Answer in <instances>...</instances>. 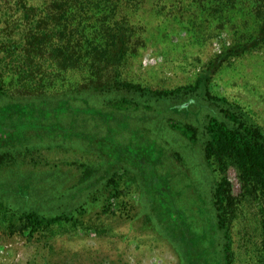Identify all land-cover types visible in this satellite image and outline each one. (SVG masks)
Returning a JSON list of instances; mask_svg holds the SVG:
<instances>
[{
    "label": "rangeland",
    "instance_id": "1",
    "mask_svg": "<svg viewBox=\"0 0 264 264\" xmlns=\"http://www.w3.org/2000/svg\"><path fill=\"white\" fill-rule=\"evenodd\" d=\"M109 12L102 30L136 27L94 41L121 60L111 90L83 88V69L29 97L0 65V123L34 115L50 125L63 105L65 128L121 147L154 144L200 237L201 264H264L257 203L242 199L220 222L205 132L232 107L264 132V0H146ZM227 177L240 194L233 169ZM155 204L129 162L87 138L0 132V264H188Z\"/></svg>",
    "mask_w": 264,
    "mask_h": 264
},
{
    "label": "trees",
    "instance_id": "2",
    "mask_svg": "<svg viewBox=\"0 0 264 264\" xmlns=\"http://www.w3.org/2000/svg\"><path fill=\"white\" fill-rule=\"evenodd\" d=\"M146 0H0V65L18 85L25 96H41L63 76L86 69L88 80L81 86L94 91L111 90V71L121 60L118 53L112 54L104 46H96L95 40L103 35L121 33L124 29L115 25L111 30H102L110 9L122 6L138 8ZM124 4V5H123ZM101 10L97 14V10ZM109 12V13H110ZM264 17L261 15V17ZM94 23V24H92ZM98 24L99 28L94 25ZM122 24V23H121ZM126 26V23H124ZM119 31V32H118ZM95 41V42H94ZM75 42V43H74ZM99 42V41H98ZM75 47V49L73 48ZM85 47L82 50V47ZM90 47H93L89 49ZM133 90L135 87L125 84ZM127 89V88H126ZM232 107L227 121L210 117L205 128L209 135L207 156L215 163L218 172L216 203L220 222L227 210L237 209L241 200L254 201L259 206V225L262 230L261 252L264 254V132L253 126ZM65 108H55L53 122L44 125L34 117L24 122L19 118L14 126L0 123V132L11 136H21L31 129L47 128L69 135L87 138L110 151L117 161L129 162L131 167L146 182L157 209L168 218L177 231L179 243L184 248L188 264H201V254L197 252L200 237L196 236L181 210L176 207L179 196L171 186L174 177L163 167L161 150L154 144L121 147L109 138L89 137L77 133L71 126L62 124ZM233 169L240 183V194L232 196L227 174ZM242 192V193H241Z\"/></svg>",
    "mask_w": 264,
    "mask_h": 264
}]
</instances>
